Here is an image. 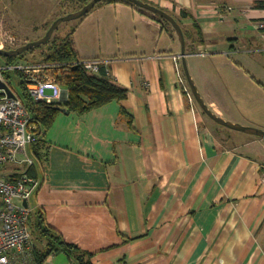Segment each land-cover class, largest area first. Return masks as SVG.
Here are the masks:
<instances>
[{
    "label": "crops",
    "instance_id": "1",
    "mask_svg": "<svg viewBox=\"0 0 264 264\" xmlns=\"http://www.w3.org/2000/svg\"><path fill=\"white\" fill-rule=\"evenodd\" d=\"M60 1L0 3L48 21ZM144 1L181 25L189 72L209 108L264 129V110L234 111L227 103L244 95L243 80L250 94L264 98L263 0ZM72 31L80 58L108 60L111 79L129 93L57 116L45 135L32 208H42L66 241L98 252L94 264H264V138L216 122L193 93L188 97L178 79L186 74L175 58L182 44L172 23L107 1ZM223 57L234 80L221 77ZM71 263L58 251L44 264Z\"/></svg>",
    "mask_w": 264,
    "mask_h": 264
},
{
    "label": "built area",
    "instance_id": "2",
    "mask_svg": "<svg viewBox=\"0 0 264 264\" xmlns=\"http://www.w3.org/2000/svg\"><path fill=\"white\" fill-rule=\"evenodd\" d=\"M258 26L264 36V21L259 22ZM15 42L14 36L6 39L0 36L2 49L15 48ZM175 58L182 56L179 54ZM107 61L102 58H85L78 63L95 74ZM61 68L66 69L68 66L56 62L0 59V264H36L29 224L33 208L29 201L41 185L40 178L27 171L34 163L29 146L40 138L38 126L31 120L9 75L21 73V79L26 81L27 90L35 100L52 103L68 97V90L54 73ZM178 79L192 100V91L181 72Z\"/></svg>",
    "mask_w": 264,
    "mask_h": 264
},
{
    "label": "trees",
    "instance_id": "3",
    "mask_svg": "<svg viewBox=\"0 0 264 264\" xmlns=\"http://www.w3.org/2000/svg\"><path fill=\"white\" fill-rule=\"evenodd\" d=\"M107 1L125 2L139 8L148 15L169 22L167 19L140 8L128 0H103L98 4ZM87 2L89 0H61L58 4L60 11L56 18L81 8ZM258 5H264V0L260 1ZM72 33L73 31L61 38L53 35L46 44H43V47L47 48L43 49L41 55L37 58L30 59L27 56L28 53L34 52L37 49L36 47L18 56H5L7 61L25 59L32 62L64 63L68 66L66 69L61 68V70L54 72L61 85L68 90V97L52 103L35 100L27 90L26 81L21 79V73L15 72L9 75L12 78L11 82L15 91L25 104L31 120L37 124V132L40 134V138L29 146V153L34 159V163L27 168V171L33 175L38 173V166L47 155L48 147L45 135L62 111L84 113L113 100L121 101L129 93L128 88L118 85L111 79L106 66H102L98 73L92 74L81 63H78L81 58L74 47V42L71 38ZM121 113L128 118L129 124L132 125V114L124 107L121 108ZM29 224L32 232L33 253L36 264H44L50 255L58 251L66 252L72 259L71 264H94L93 257L98 252L87 251L76 243L66 241L62 233L48 222L42 208H33ZM124 241L127 242V239ZM112 247L110 246L106 249Z\"/></svg>",
    "mask_w": 264,
    "mask_h": 264
},
{
    "label": "rangeland",
    "instance_id": "4",
    "mask_svg": "<svg viewBox=\"0 0 264 264\" xmlns=\"http://www.w3.org/2000/svg\"><path fill=\"white\" fill-rule=\"evenodd\" d=\"M17 7H19V6H16V5L7 6V4H1L0 3V36L3 39H6L10 36H14L16 38V42L14 44L15 47H18L22 44H25L28 41H32V40H26V35H28V34L32 35V33L37 32V31L43 32L45 29H47L51 25V23L54 20L55 15H57L60 11L58 6L50 8L52 11V15H50L51 20L48 19V21H47L45 18H43V19L41 18L42 15L40 13H39L40 15H33V18H28L27 15H25L23 13L19 15L16 13V10H14ZM27 8H29V6L24 7V5H23V6H20L19 9L26 10ZM48 9L49 8L44 6L43 11L41 10V12L46 14ZM38 18H40V19H38ZM79 20H80V18L64 21L56 29V31L54 32L53 35L57 36L58 38L65 36L74 28L75 24L77 22H79ZM36 39H38V38H36ZM111 39L113 41H116L117 40V34L113 33ZM33 40H35V39H33ZM36 48L37 49L34 52L27 54L28 58L34 59V58L39 57L41 55V52L43 51V49H46L47 47H43V45H41V46H38ZM226 58L223 57V58H220L218 60V62L220 61V64L222 65V68L220 69L221 77L223 80L226 78V81L227 80H234L233 75H235V74L230 71L229 67H225L226 62L228 60ZM0 59H1V61L6 60L5 56H2ZM225 68H227V69L225 70ZM186 79H187V77H186ZM238 84H239V87L242 89V93L244 95H242L239 98V100H231L230 99V101H227V103L230 105V106L229 105L228 106L231 107L234 111H239L240 109H242V110L253 109L254 111L255 110H264V98H260L259 96L256 98L255 90H253L252 88L251 89H252L253 93L250 94V92H249L250 87L248 86V82L246 80H243V82H238ZM251 95H254V97ZM248 96H249V98H248ZM228 121H230V120H228ZM239 124H241V123H239ZM242 125H245V124H242Z\"/></svg>",
    "mask_w": 264,
    "mask_h": 264
},
{
    "label": "water",
    "instance_id": "5",
    "mask_svg": "<svg viewBox=\"0 0 264 264\" xmlns=\"http://www.w3.org/2000/svg\"><path fill=\"white\" fill-rule=\"evenodd\" d=\"M101 1H103V0H90L85 5H83L81 8L57 17L51 23V25L47 29L46 33L42 37L35 39V40H32V41H28L27 43L22 44L18 47H15V48H10V49L0 48V55H2V56H18V55L30 50L31 48L46 44L52 38L54 32L61 25V23H63L64 21H68V20H72V19H78V18L85 16ZM128 1L134 3L136 6H139L143 9H146V10L153 12V13L161 16L162 18L167 19L169 22L172 23V25L174 26V28L177 31L180 42L182 44L181 56H182L183 66H184V70H185V74H186L189 86L191 88L193 95L195 96L196 100L198 101L199 105L206 112V114H208L212 119H214L216 122H218L220 124H223V125L228 126L230 128H233L236 130H241V131L251 133V134H254V135H257V136L264 138V129L263 128H258V127L249 126V125H242L239 123H234L232 121L225 120L221 116L214 113L209 108V106L205 103L200 92L198 91V87L196 86L192 76L190 75V72L188 69V64L186 61L187 53H186V39H185L184 31H183L181 25L179 24V22L175 19V17L172 14H170L169 12H167L166 10L159 8L156 5H153V4L146 2L144 0H128ZM2 86H5V84L2 83ZM9 94L13 95L11 92H9ZM25 204L27 205L28 202L25 201Z\"/></svg>",
    "mask_w": 264,
    "mask_h": 264
},
{
    "label": "bare ground",
    "instance_id": "6",
    "mask_svg": "<svg viewBox=\"0 0 264 264\" xmlns=\"http://www.w3.org/2000/svg\"><path fill=\"white\" fill-rule=\"evenodd\" d=\"M173 26V25H172ZM176 30V29H175ZM178 36V35H177Z\"/></svg>",
    "mask_w": 264,
    "mask_h": 264
}]
</instances>
